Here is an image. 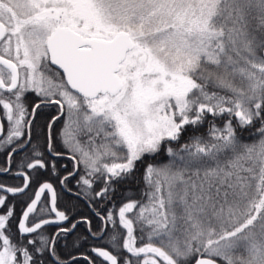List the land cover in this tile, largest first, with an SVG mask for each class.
<instances>
[{"label":"snow or ice","instance_id":"1","mask_svg":"<svg viewBox=\"0 0 264 264\" xmlns=\"http://www.w3.org/2000/svg\"><path fill=\"white\" fill-rule=\"evenodd\" d=\"M0 109V264H264V0H0Z\"/></svg>","mask_w":264,"mask_h":264},{"label":"trees","instance_id":"2","mask_svg":"<svg viewBox=\"0 0 264 264\" xmlns=\"http://www.w3.org/2000/svg\"><path fill=\"white\" fill-rule=\"evenodd\" d=\"M54 69V68H53ZM53 115L56 114V109L55 107L49 109ZM0 114H2V109H0ZM61 120L57 121V123L54 125V128H53V136L55 137V143L57 145V148L58 150L64 152V153H68L62 146V144L60 143V137H59V133H60V130H61ZM5 123V122H4ZM206 127L205 126L202 131H206ZM5 129H6V123H5ZM245 135H247V133H245ZM43 138L41 137V140ZM70 154V153H68ZM16 157H14L13 159V163L14 165L16 163H18L19 161L16 159ZM69 158V157H68ZM6 160V154L5 152L3 151H0V166H3L4 165V162ZM59 166H60V175H67V172L69 171H72L73 170V167H74V162L71 158L69 159H65L63 157L60 158L59 160ZM142 167V166H141ZM17 169L15 167H13V171H16ZM80 174H83V169H82V166H81V172ZM78 178V177H77ZM0 181H4L6 182L8 185H13L14 183H16L17 181H14L12 177L10 176H0ZM75 185V179H72L70 178V182H69V186H74ZM143 187V184L142 182L137 186V185H133L132 186V193L135 194V198L139 199V191L140 189ZM78 211H81L84 215H90V210L88 208L86 209H82L81 207H79ZM97 228L93 225V230L95 231ZM14 230V229H13ZM56 230V227L55 226H47L46 228V231L47 233H52ZM77 233L80 234V235H83V236H87V231H86V227L84 224H81L79 225L78 229H77ZM147 242V241H145ZM138 244H139V241H138ZM94 245H100V246H103V247H106L107 245L103 242V241H94L91 239V237H88L87 241H81V244H80V247H79V251H74L73 252V255L75 256H79L80 253H84V254H87V255H92L90 252H89V249L90 247L94 246ZM95 259V257H93ZM78 264H86V262L81 259L78 261ZM97 264H99V261L97 262Z\"/></svg>","mask_w":264,"mask_h":264},{"label":"flooded vegetation","instance_id":"3","mask_svg":"<svg viewBox=\"0 0 264 264\" xmlns=\"http://www.w3.org/2000/svg\"><path fill=\"white\" fill-rule=\"evenodd\" d=\"M5 123H6V121H5ZM6 129H7V123H6ZM66 154H68V153H64V155L62 156L63 158H65V159H69L67 156H65ZM69 155V154H68ZM23 156V153H20L19 155H17V160L19 161L20 160V158ZM16 157V156H15ZM80 207L82 208V209H86V208H88L86 205H84V204H81L80 205ZM89 209V208H88ZM90 211V215H87L88 217H89V219H91L92 220V222H93V225L97 228L99 225H100V220L98 219V218H96L95 216H94V213H93V211L91 210V209H89ZM50 226H55V225H50ZM56 227V226H55ZM85 227H86V225H85ZM56 231V230H55ZM94 241H96V242H98L99 240H94ZM94 246H97V247H103V246H100V245H94Z\"/></svg>","mask_w":264,"mask_h":264},{"label":"water","instance_id":"4","mask_svg":"<svg viewBox=\"0 0 264 264\" xmlns=\"http://www.w3.org/2000/svg\"><path fill=\"white\" fill-rule=\"evenodd\" d=\"M52 67H54V68H56L57 70H58V66H52ZM59 71H61V74H62V70H59ZM68 157H70V155H68Z\"/></svg>","mask_w":264,"mask_h":264},{"label":"rangeland","instance_id":"5","mask_svg":"<svg viewBox=\"0 0 264 264\" xmlns=\"http://www.w3.org/2000/svg\"><path fill=\"white\" fill-rule=\"evenodd\" d=\"M63 122H64V121H63V118H61V122H60V123H61V128H62V126H63ZM66 155H68V154H66Z\"/></svg>","mask_w":264,"mask_h":264},{"label":"bare ground","instance_id":"6","mask_svg":"<svg viewBox=\"0 0 264 264\" xmlns=\"http://www.w3.org/2000/svg\"><path fill=\"white\" fill-rule=\"evenodd\" d=\"M55 70H57V69L55 68Z\"/></svg>","mask_w":264,"mask_h":264}]
</instances>
